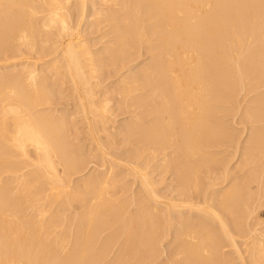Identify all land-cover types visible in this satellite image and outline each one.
Returning a JSON list of instances; mask_svg holds the SVG:
<instances>
[{
  "label": "bare ground",
  "instance_id": "bare-ground-1",
  "mask_svg": "<svg viewBox=\"0 0 264 264\" xmlns=\"http://www.w3.org/2000/svg\"><path fill=\"white\" fill-rule=\"evenodd\" d=\"M94 3L0 0V56L12 54L0 75V264H105L117 244L107 264H152L164 232L175 248L158 264H264V0H98L88 13ZM102 67L118 77L107 95L135 114L119 133L131 149L112 158L121 171L71 187L90 162L75 154L77 117L55 106L72 94L89 159L108 161ZM241 94L254 95L244 109ZM76 202L73 218L57 210Z\"/></svg>",
  "mask_w": 264,
  "mask_h": 264
},
{
  "label": "rangeland",
  "instance_id": "rangeland-1",
  "mask_svg": "<svg viewBox=\"0 0 264 264\" xmlns=\"http://www.w3.org/2000/svg\"><path fill=\"white\" fill-rule=\"evenodd\" d=\"M92 1V2H91ZM88 2H89V4L91 5L93 2H95L96 4L98 3V0L96 1V0H88ZM94 3V5H93V7H91V9L88 11V13L90 12V13H93V12H91V10L92 11H96V10H98V8L100 9L101 8V5L100 4H97V6H96V4ZM95 6V7H94ZM93 8V9H92ZM103 8V7H102ZM95 9V10H94ZM104 9H105V7H104ZM105 10H107V9H105ZM87 26V27H86ZM86 26H84L83 28H85L84 30H86V28L88 29V27L90 26V25H86ZM83 30V29H82ZM82 31L83 33L85 32V31ZM99 35V34H98ZM85 37H87L88 39H91L92 40V38H94L95 39V37H97V35L96 34H94V35H91V34H89V35H87V36H85ZM93 39V40H94ZM98 39H96L95 41H93L92 43H91V45H95V42H96V44H97V41ZM99 45H96V46H92V49L94 50V51H96V50H100V49H102L101 51H103V47L104 46H106V44H104L103 45V43H101V45H100V43H98ZM108 44V43H107ZM17 50H23L22 48H20V49H17ZM101 51H99V53H101L102 54V52ZM141 52V54H142V51H140ZM98 53V55L100 56L101 54H99ZM10 55H12V54H10ZM10 55L9 54H7V56L9 57H7L6 56V58H4V59H6V60H4V59H2V57H5V56H0V58L2 59L0 62V68H3L6 64H4V63H6L7 62V65H6V67H4L3 69H0V75L1 74H4V73H6L7 72V66H9V65H11V63L9 62L8 63V59H10ZM15 55V54H14ZM13 55V56H14ZM97 55V56H98ZM12 56V57H13ZM96 56V58L98 59L99 57H97ZM102 57V56H101ZM137 57H138V55H137ZM143 57V58H142ZM142 57H140V58H138V60H137V63L135 64V65H137L138 63V65L136 66V70L135 71H137L138 70V68H139V70L141 69V67L142 66H144V64H146V63H148L149 61H150V59L153 57L152 55H143ZM8 58V59H7ZM3 60H4V62H3ZM24 61H26V60H24ZM105 61V60H104ZM104 61H101V63L102 64H104L105 62ZM148 61V62H147ZM3 62V63H2ZM140 62H142L141 64H140ZM134 65V63L133 64H131V66H135ZM131 69V68H130ZM130 69H128V70H130ZM10 70V69H9ZM100 70H101V72H99L98 73V75H99V79H98V81L100 82V92L101 93H103L104 95V97H106V98H104V97H102L103 99H112L111 101H112V103H110L109 104V107H110V105H111V107H110V110H109V115H112L113 117H111V118H113V119H111V118H109V121H108V124H107V130H108V132L109 133H112V134H114V136L112 137V139L114 138V140H113V142H112V140H111V142H112V145H113V147H112V145H110V146H108V148H111V149H108V152H109V157H107V160L111 163H109L108 161H101V160H97L98 158L100 159V157L98 156V158L97 159H89L90 158V156H92L93 154H92V148H93V145L94 146H96L94 143H92L91 144V139H90V137L88 138L87 137V135L86 134H84V133H86L85 132V130H84V125L82 124V123H80V122H82V117L80 116V114L78 113L79 111H77L78 109H77V107H76V105H75V103H76V101L73 99V97H72V94L69 92V91H67V92H65V95L64 96H66L67 98H68V100H61V99H59V101L57 102V104H56V108L59 110V111H61L62 112V114H64L65 116H70L71 114H73V115H75V116H72V118H76L75 119V121L76 122H79L77 125H80L79 127L77 126V129H80L81 131H79L76 135H74V139L76 140L77 139V142H75L74 144L75 145H77V146H75V149L77 150L76 151V155L78 156V155H83V157L85 158V160H88V162H90L89 163V168H88V164H83V167H82V165L81 164H79L78 165V167L82 170V174L81 173H79V174H77V175H75V176H72L71 177V179H70V181L72 180V182L70 183L71 185V187H73V186H75L76 184H78L79 182H80V179L81 178H83V177H85V178H89L91 175L93 176H96L97 174H104V171H108L111 167H113V166H111V165H113L114 164V167H115V164L117 165V163H115L113 160H112V158L116 155L117 157L118 156H120V158H124L125 156L124 155H126V154H124V153H128V150H130L131 149V145L129 144V146H127V145H125L126 144V142H127V140L125 141L124 139H126L125 137H122L121 135H119V133L121 132L122 133V131H123V129L125 128H123V126L125 125V123H130V121H132V119L131 118H133V116H135V114L133 115L132 113L131 114H129V113H126V114H123V113H125V112H122V110H123V108L125 107L124 105V107L121 105V103H122V101L121 100H118L117 98H119L116 94H115V96H114V94H113V96H112V94L110 93L109 95H107L109 92H107V91H112L111 89H115L117 86H118V77L116 76V77H114V75H116V74H110V75H112V76H108V71L106 70V68L105 67H102V68H100ZM99 70V71H100ZM104 70V71H103ZM127 70V71H128ZM138 70V71H139ZM125 71V70H124ZM124 71H122L123 72V75H128V72H125L124 73ZM101 73V74H100ZM127 73V74H126ZM104 74H105V76H104ZM104 77V78H102V77ZM101 77V78H100ZM107 77H109L108 79H107ZM112 78H114V79H112ZM103 79V82L101 81ZM117 80V81H116ZM117 83V84H116ZM111 87H113V88H111ZM109 89V90H108ZM113 92V91H112ZM105 94H106V96H105ZM244 94H241V96H238L239 98V100H238V102L240 101V102H242V103H240L239 102V106H242V108L241 109H244L245 108V106H247V105H251L250 103V100H252V97L254 96V95H249V96H247L246 98L243 96ZM64 96H62L63 97V99H66V97H64ZM61 97V98H62ZM108 97V98H107ZM113 97V98H112ZM251 97V98H250ZM71 98V99H70ZM117 99V100H116ZM242 99V100H241ZM61 100V101H60ZM113 100H115V101H119L120 102V104H118L117 103V106H116V104H114V102L115 101H113ZM61 102V103H60ZM63 102H64V104H63ZM59 103H60V105H59ZM247 103V104H246ZM62 104V105H61ZM66 104V105H65ZM69 104V105H68ZM71 104V105H70ZM114 104V105H113ZM242 104V105H241ZM244 104V105H243ZM57 105H59V106H57ZM61 106V107H60ZM113 106V107H112ZM55 107L53 106V107H51V106H49V109L50 108H53V109H55ZM74 107V108H73ZM119 107V108H118ZM122 107V110L120 109ZM244 107V108H243ZM112 108V109H111ZM120 109V110H118V109ZM66 109V110H65ZM75 109V110H74ZM63 110V111H62ZM70 112H69V111ZM118 110V111H117ZM65 111V112H64ZM72 111V112H71ZM75 111H77V113L76 114H74L75 113ZM115 111H117V113L115 112ZM122 113H121V112ZM112 112V113H111ZM111 113V114H110ZM119 114V115H118ZM80 116V117H79ZM130 116H131V118H130ZM80 120H79V119ZM115 119V120H114ZM113 120V121H112ZM128 120V121H127ZM233 120V119H232ZM112 121V122H111ZM234 121V120H233ZM231 123H233V122H231ZM113 127H112V126ZM235 125H236V123H235ZM248 125V124H247ZM122 126V127H121ZM233 126H234V124H233ZM235 127V129L237 130V133H242V131H243V133H244V135H243V137H241L240 139H241V145L240 146H243V145H245V139H247L246 137H248V135H249V133H248V131L247 130H245L244 131V125H237V127L236 126H234ZM83 129V130H82ZM110 129V130H109ZM112 130V131H111ZM83 131V132H82ZM79 133H80V135H79ZM239 133V134H240ZM79 135V136H78ZM105 134H103V135H101V136H103V137H106V135L104 136ZM75 136H77V137H75ZM81 136V137H80ZM118 136V137H117ZM83 138V139H82ZM124 138V139H123ZM72 139H73V137H72ZM122 139H123V141H122ZM74 140V141H75ZM83 140H84V142H83ZM82 141V142H81ZM125 141V143H123ZM114 143V144H113ZM128 143V142H127ZM90 146H89V145ZM81 146V147H80ZM92 146V147H91ZM79 148V149H78ZM88 148V149H87ZM91 148V149H90ZM129 148V149H128ZM239 150H241V149H238V151L236 150V149H232V151H231V153L232 152H234L233 154H231V155H235L236 153L238 154H236L235 155V157L236 158H234L233 159V161H231V164H234L235 166L237 165V162H240V160H239V153L238 152H241V151H239ZM235 151H237L236 153H235ZM78 152V153H77ZM90 152V153H89ZM98 154H99V151H96ZM85 153H87V155L85 154ZM88 153H89V155H88ZM96 153V155H98ZM108 154V153H107ZM115 154V155H114ZM117 154H119V155H117ZM123 154V155H122ZM87 156V158H86V156ZM114 157V158H117V157ZM123 156V157H122ZM110 158V159H109ZM119 158V157H118ZM119 158V159H120ZM90 160V161H89ZM97 160V162H98V164L95 162ZM128 160V159H127ZM92 161V162H91ZM113 161V162H112ZM87 162V161H86ZM94 162V163H93ZM107 163V164H106ZM110 165H109V164ZM92 166H91V165ZM106 164V165H105ZM87 166V167H86ZM99 166V168H97V167ZM111 166V167H110ZM240 166V165H239ZM102 167H104V168H102ZM95 168V169H94ZM109 168V169H108ZM118 168V169H117ZM90 169H92V171L90 170ZM116 169H117V171H116ZM99 170V171H98ZM114 171V170H113ZM119 171H121V169H119V167L118 166H116L115 167V172H119ZM89 173V174H88ZM96 173V174H95ZM106 173V172H105ZM126 174V173H125ZM125 174H122V177H121V179L123 178L124 179V183H122V184H125V185H131L132 186V184H133V180H132V178H130L129 176H127V174L125 175ZM156 174V175H155ZM155 174H153V176L155 177V180H159V178H158V176H157V172L155 173ZM123 175H125V176H123ZM91 176V177H92ZM127 178V179H125V178ZM157 177V178H156ZM130 178V179H129ZM79 179V180H78ZM84 179V178H83ZM122 179V180H123ZM130 180V181H129ZM76 183H75V182ZM128 181V182H127ZM170 181L171 180H169V179H167L166 181H165V183L163 184V183H160V185L158 184V186L159 187H157V189L160 191V194L161 195H163V196H168V194H169V192H168V188H169V183H170ZM161 182V181H160ZM168 182V183H167ZM127 183V184H126ZM129 183V184H128ZM131 183V184H130ZM159 183V182H158ZM73 185V186H72ZM167 185H168V187H167ZM124 186V185H123ZM128 187V186H127ZM132 190L131 191H129L128 192V196H131V194H133L134 193V190H135V188H136V185H133L132 186ZM61 201V200H60ZM59 201V202H60ZM58 204H60V203H58ZM58 204H56L57 206H58ZM76 204H77V202L76 203H74V207H71V206H73V205H66V204H60V207L58 208L56 205H54L53 206V208H51L50 210L51 211H49V214L50 213H55L56 212V210H54V208H58L57 210H61L60 212H61V214L62 215H66V216H70L69 218H73V216H75V213L77 214L78 212H79V209L77 210V209H75L76 207ZM64 206V207H63ZM69 206V207H68ZM63 209V210H62ZM55 211V212H54ZM63 211V212H62ZM80 212H81V210H80ZM262 214H264V212L262 213ZM51 215V214H50ZM262 217L264 218V215H262ZM65 221H67V220H65ZM13 225V224H12ZM67 230H70L71 231V229L69 228V229H67ZM64 231V234H66V232L68 233V231ZM108 233H110L109 231H106V233H104L102 236H101V240L103 241V239H105L106 237H107V235H108ZM62 234H63V232H60V236H62ZM68 234H70V232L68 233ZM67 234V235H68ZM105 236V237H104ZM52 237V236H51ZM53 238V237H52ZM52 238H50V239H52ZM164 238V239H163ZM162 238V240H160L159 241V251L161 252V254H162V257L160 258L161 260H165L166 258H168L167 257V255H168V253H169V255H170V253H171V249H174L175 248V243L173 244V241H174V238L173 237H171V236H169V237H167V232H164V237ZM72 239V237L70 236L69 237V240H71ZM240 241H242L243 242V240L242 239H239V242ZM172 244V245H171ZM161 246V247H160ZM52 247H54V245L52 246ZM120 247V245L119 244H117V246L114 248V250H113V253L112 254H110L109 255V257H107L108 259H106L107 261L105 262V264H107V263H109L115 256H116V254H117V251H118V248ZM56 248V247H55ZM54 249V248H53ZM229 248H227L226 250H228ZM164 250V251H163ZM230 250V249H229ZM115 255V256H114ZM168 255V256H169ZM110 259V260H109ZM160 259H158L157 261H156V263H152V264H158L159 263V261H160Z\"/></svg>",
  "mask_w": 264,
  "mask_h": 264
}]
</instances>
